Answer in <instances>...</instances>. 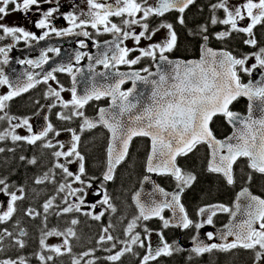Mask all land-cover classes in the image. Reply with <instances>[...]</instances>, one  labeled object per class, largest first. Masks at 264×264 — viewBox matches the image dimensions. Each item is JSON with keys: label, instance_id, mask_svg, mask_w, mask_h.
<instances>
[{"label": "snow or ice", "instance_id": "obj_1", "mask_svg": "<svg viewBox=\"0 0 264 264\" xmlns=\"http://www.w3.org/2000/svg\"><path fill=\"white\" fill-rule=\"evenodd\" d=\"M53 0H0V21L12 12H22L27 16L30 12L33 14L40 13L41 18L34 22L35 27L44 29L42 35L35 36L30 31L19 26H7L0 23V31L4 34L0 36H10L15 40L21 37L32 40H44L49 33L60 35H83L91 36L88 31L73 33L74 28L91 27L100 33V29L104 33H113L115 39L106 43V48L99 52L95 58V64L103 65L108 71L104 73H96L101 76L107 83H93L87 87L83 95H78L76 88L71 89V100L65 101L61 97V92L65 91L56 76L53 75L57 71H65L72 74L71 65L54 68L43 77V82L49 80L56 81L59 91L49 88V95L56 97L61 106L65 109L71 107V114L58 113L57 116L61 120L70 121L80 119V132L96 128L102 125L110 133V139L107 149V167L103 173V181L109 182L114 179V173L118 165L125 161L129 156V150L132 141L136 137H147L151 141L150 152L147 156L146 170L149 173H157L160 175H171L177 181V191L167 193L163 188L157 186L156 191L170 199H164L159 202L151 200L143 202L140 199V193L133 196L136 203L138 215L134 216L127 223L124 229V235L127 237L124 241H117V238L108 234L109 228L113 227L111 223L108 227L102 229L99 236L98 244H106L113 242L112 248H104V251L111 253L116 248V243H122L124 247L109 254L105 259L111 264H115L121 260L126 253H134L133 246L138 245L140 248L146 247V253L142 256L140 264H150L157 261L161 256H171L174 252L183 251L177 245L168 243L162 234L157 232L158 242L155 246L150 242L151 230L144 226L145 235L141 239L140 232L136 229L140 226L141 221H148L158 218L162 221L163 228L170 226H178L182 229L195 227L197 230L204 227L205 224L212 225L213 217L217 211L230 213L232 217H236L239 212L244 218L239 222L231 221L225 225V231L219 234V239L224 243H206L193 236L194 246L191 253L195 256H201L205 253H211L214 250L220 252H229L232 249L243 248L252 250L255 253V264H261L264 261V198L252 195L247 188L237 197L236 211L224 205H208L197 210L198 216L208 211L209 215L206 220L193 221L181 203V193L185 188L189 187L196 176L192 173L185 172L177 164V158L186 156L193 152L199 144H207L211 151V159L208 163V171L221 174L227 184L235 183L233 166L240 158H246L248 168L251 172L247 176L248 182L252 180V172L264 175V78L259 80L249 79L247 83L242 81L240 73H244L249 77L253 76L255 69H264V47H260L258 51L244 54L240 57L233 55L227 50L215 51L207 46L210 39L209 28L202 25L199 28L204 43L201 44V56L199 60L181 61L170 60L165 53H170L177 46L178 36L171 22L161 21L155 28H151L148 20L150 17H163L165 13L176 11L180 13L177 23L186 26L184 13L196 0H156L155 4H148V0H115V3H109L108 0H87L88 11L81 12L77 16L74 12L60 13L59 4L51 7L47 11L42 8V3H52ZM11 6V7H9ZM212 15L210 24L229 26L227 30L217 32L215 39L224 41L231 37L233 32L243 33L247 36L243 43L250 47H257L258 40L254 29L257 25H264V0H244L242 4L229 7L228 0H217L216 3L210 5ZM34 10V11H33ZM218 10L225 13L223 19L216 14ZM59 13L68 21L70 27L57 29L52 26L51 21L55 18L54 14ZM81 16L86 17L81 19ZM112 17L122 18L117 24L112 21ZM248 19L250 22L246 26H238L240 21ZM134 26H139L141 31L136 33ZM161 29H167V34L162 37L159 42L151 43L147 48H128L123 45L125 40L132 39L136 45H139L141 39L152 40ZM190 35L197 33L189 32ZM84 41H80V47H86ZM99 47V46H98ZM138 51L139 55L130 58V53ZM47 52H57L59 49L48 48L42 51L39 60H21L19 63H26L36 67L48 62ZM157 71L151 72L148 68L141 71L148 75L142 76L140 71L121 72L118 70L119 65H128L129 67L140 63L144 57L157 59ZM0 54L4 55L3 63H8L7 51L0 47ZM82 53L76 54L77 63L80 61ZM90 60L93 57H88ZM250 58L255 59V63L251 67L246 66ZM79 71V69H77ZM27 83L20 87H12L8 78L0 71V85L8 84L10 91L7 94L0 95V121L6 120L9 127L4 131H0V141L11 139L13 142H26L34 145L38 141H43L42 147L46 149H56L52 152V156L56 162L48 172L42 177L35 179L36 184L45 182L56 183V173L54 169H59L62 174V182L59 183L56 191L63 193L62 203L66 206L60 208L57 215L82 211V206L86 204L88 189L92 188V181L96 177H88L85 168V157L78 150L81 141V135L71 128L67 129L71 133V144L67 151H63L65 144L56 141L54 144L48 139L50 133L59 136L60 132L55 130L51 123H48L38 133L33 132L32 126L28 119L20 120L18 117L11 116L5 111L8 107L7 102L14 97L19 96L22 92L28 91L29 88L39 83L34 80L32 73H26ZM264 77V73H261ZM154 77V78H153ZM75 80V77H73ZM132 82V87L127 90L122 89L127 81ZM138 84H144L149 87L146 93L137 89ZM244 97L248 100V114L242 116L240 113L232 111L230 106L239 98ZM109 98L110 104L108 108H99L98 118L92 119L85 115L83 109L92 100H101ZM55 105H53L54 107ZM259 113L254 116L253 113ZM223 116L226 122L233 126L234 131L231 136L225 140L217 139L210 124L216 116ZM47 119V118H45ZM19 120L18 123L13 121ZM27 126L30 133L28 136L17 134L16 129ZM4 148H0V152H4ZM13 151V149H9ZM64 159V163L60 159ZM24 156L20 160H25ZM79 164L77 172L70 170L69 165L73 163ZM29 164H36V158L28 160ZM145 177V180H148ZM73 184H79L80 187H73ZM13 187L8 183L7 177H0V193L9 197L6 210L0 209V224L9 221L16 211V202L24 198V188L17 189L21 195H17L16 191H9ZM93 195L101 196V199L88 205L95 209L98 206H104L105 211L111 210L112 213L117 211L116 206L112 203V198L102 183ZM56 197L53 196L45 201L43 209L45 213L53 207ZM165 209L173 212V219L165 218L163 215ZM105 211L98 214L89 211L83 213L91 219L100 221L105 215ZM177 211L179 215H177ZM27 215H39L33 209H28ZM47 219V216H45ZM78 219L73 218L71 225H77ZM22 235L26 233L21 230ZM3 235L11 236L12 233L4 229L0 234V240ZM207 240L212 241L216 238L213 232H208ZM46 236H65L63 244L59 246H49L45 243L43 237ZM76 232L72 227L67 228L64 232L56 229L47 231L40 239L42 249H48L56 255H63L65 252L71 253L72 249L68 237H75ZM229 237H234L228 241ZM145 240L149 243L145 245ZM16 243L23 248L24 242L17 240ZM93 250L84 252L79 258L73 257L72 264H81L84 257L91 256ZM192 257L190 256L189 259ZM39 259L42 264L45 260L52 261L53 256L47 257L40 255ZM0 264H27L24 257L18 260H0ZM86 264H96L95 260H88Z\"/></svg>", "mask_w": 264, "mask_h": 264}, {"label": "flooded vegetation", "instance_id": "obj_2", "mask_svg": "<svg viewBox=\"0 0 264 264\" xmlns=\"http://www.w3.org/2000/svg\"><path fill=\"white\" fill-rule=\"evenodd\" d=\"M109 3H115V0H108ZM156 0H148V4L152 5L155 4ZM199 0H196L195 4L191 5L184 13V18L186 22V26H181L177 23V18L180 15V13L176 11H171L168 13H165L163 17H155L152 16L149 18L148 23L151 28H155L159 25L161 21H167L171 22L174 25V28L177 32L178 41L180 38V33L184 34L188 38H195L197 40L196 44V51L193 54L187 55L186 53L179 54L177 50V46L174 48L173 51L170 53H165V55L173 61L181 60V61H190V60H199L201 56V44L204 43V41L201 38V35L199 34V28L200 26L204 25L202 22L195 25V28H192L188 25L187 21V14L191 7H194L198 4ZM217 0H212V3H216ZM244 0H228L229 7H233L234 5L242 4ZM57 3L59 4L60 13H68V12H74L77 16H80L81 12H87L88 11V5L87 0H53L52 3H42V8L44 11H47L51 7H56ZM11 7V6H9ZM203 10L202 5L197 6L196 12L201 13ZM34 11V10H33ZM209 17L212 15L211 7L209 6ZM219 18L223 19L225 16V13L222 10H218L216 13ZM55 18L51 21L52 26L56 27L57 29H63L70 27L67 20H65L59 13L54 14ZM41 18L40 13L33 14L30 12L27 16L23 14L22 12H12L10 15H7L0 23H3L7 26H19L23 27L25 30L30 31L35 36L39 37L43 34L45 31L44 29H38L35 27L34 22ZM86 17L81 16V19H85ZM113 22L119 24L120 20L122 18L119 17H112L111 18ZM250 21L248 19H245L243 21L239 22L238 26H246L247 23ZM210 25V38L207 42V46L212 48L215 51L219 50H227L231 52L233 55L240 57L244 54H250L253 52L258 51L260 47H264V25H257L254 29L256 38L258 40L257 47L253 48L250 46H247L243 43V40L247 38V36L243 33H237L233 32L231 37L228 39H225L224 41L216 40L215 34L217 32L227 30L229 26L227 25H221L217 24L215 26ZM136 33H139L141 31V28L139 26H134ZM81 31H88L91 36L85 37L83 35H60L57 36L55 33H49V36L45 37L44 40H32V39H25L21 37L18 40L13 39L10 36H5L3 39H0V47L5 48L7 51V58L8 63L4 64V55L0 54V71L4 73V75L8 78L10 81L12 87L17 86H24L27 83V76L26 73H32L34 80H39V83H36L34 87L29 88L28 91L22 92L19 96L14 97L11 101H8V107L5 111L11 116L18 117L20 120L23 119L26 116L31 117L32 119V127L35 128V118L38 114H40L42 111H47V119H46V125L48 123H51L55 130L59 131L60 133L69 134L67 135V139H71V133L67 131V129L71 128L75 130L76 128H79L81 120L80 119H73L70 121L61 120L58 118V113H64L67 115L71 114V107L65 109L61 106L60 102L56 99V97L49 95V88L56 89L59 91V86L56 81L49 80L47 83L43 82V77L48 72L42 73L41 68L49 63L53 66L52 70L54 68H59L67 65H71L72 67V74H69L65 71H57L54 72L53 75L56 76L57 80L59 81V85H62L65 91L61 92V97L63 100L68 101L72 98L71 89L73 87L76 88L78 95H83L84 91L87 87H90L93 83L97 84H104L107 83L101 76L96 75V73H104L108 71H115V69L106 70L104 69L103 65L101 64H95V58L98 56L99 52L104 50L106 48L105 42H110L115 39V36L113 33H104L102 30V27L100 29L101 34H97L96 29H92L90 26L86 28H74L73 33L81 32ZM197 33L196 35H190L189 32ZM167 34V29H161L159 32L156 33L155 36H153L152 40L147 39H141L139 45H136L132 39L125 40L123 46H126L128 48H147L149 44L159 42L162 37H165ZM4 34L2 31H0V36H3ZM229 40V41H228ZM80 41H84L86 47H80ZM177 41V45H178ZM218 44V45H217ZM99 46V47H98ZM48 48H54L59 49V53L57 52H47V56L49 57L48 62L42 64L39 67H36L34 65H29L26 63H19L21 60H39L41 56L42 51H47ZM82 53L86 54L83 55L80 61L77 63L76 61V54ZM181 53V49H180ZM139 55L138 51L130 53V58H135ZM158 53H157V59L153 60L151 57H144L141 59L140 63L133 65L129 67L128 65H119L118 70L121 72H131V71H140V74L142 76L148 75L147 73L141 71L143 68H148L151 72L157 71V65L160 63L158 59ZM93 57L92 60H90L88 57ZM255 63L254 58H250L247 61L248 67H251L252 64ZM79 69V71H77ZM50 70L49 72H51ZM264 72V69H255L253 71V76L249 77L244 73H240L242 81L247 83L249 79L253 80H259L261 79V73ZM75 77V80L73 79ZM19 80V81H18ZM19 83V84H18ZM132 85V82L127 81L124 85H122L123 90H127ZM4 94H7L11 89L8 84H3ZM20 100H23L26 103L18 104L17 106H13L15 102H19ZM236 102V101H235ZM233 103L230 107L232 111L240 113L242 116H247L248 114V100L244 99H238L237 103ZM53 105H55L53 107ZM109 105V98H103L101 100H92L90 101L83 111L85 112V115L89 118H94L98 115L99 108H107ZM12 107H15L17 111H12ZM0 115H3V113H0ZM253 115L258 116L259 113H253ZM214 118H220L222 121V124H224L228 131L225 133V135L217 138H225L231 133V129L226 124L225 118L223 116H217ZM214 120V119H213ZM19 120L13 121V123H17ZM213 123V121H212ZM0 127L4 130L8 128L6 126V120L0 121ZM212 128V127H211ZM94 130L102 132V134H105L108 136V133L106 132V129L102 125H98L96 128L91 130H86L85 133L92 132ZM78 133V132H77ZM214 134V132H213ZM83 137V136H82ZM81 137V138H82ZM216 137V136H215ZM134 140H142L144 139H133ZM132 141V142H133ZM41 142V141H38ZM43 142V141H42ZM148 152V151H147ZM82 154V153H81ZM83 155V154H82ZM189 155V153L187 154ZM84 156V155H83ZM147 158L144 160V169H143V177L146 175L145 173V162ZM183 158V157H182ZM127 159V158H126ZM125 159V161H126ZM124 161V162H125ZM122 162L116 170L124 163ZM180 162V160H179ZM238 163H240L238 165ZM86 164V160H85ZM236 165L239 170H241L244 173V184L237 187L234 192L231 195V198L228 201L224 202H210L205 204H200L197 207L194 208V210L189 211L187 210L185 204L182 202L183 194L185 191H187L189 187L185 188L184 191L181 193V203L184 205L186 212L188 213L189 217L195 221L200 222L207 219V216L209 215V212L206 211L203 216L197 215V210L201 207H206L208 205H224L228 208H230L232 211H236V201L239 194L243 191L244 188H247L249 192L252 195L259 196L261 198H264V196L259 192H254L251 189L250 182L247 180L248 174L251 172V169L248 168V161L246 158H241L237 161L234 168H236ZM106 152H104V163L103 168L100 171L99 174H95L98 177H102L105 169H106ZM116 172V171H115ZM235 175V170H234ZM252 175H258L263 176L262 174L252 172ZM92 174H89L88 177H91ZM98 186L102 184L101 181L97 183ZM229 186V185H228ZM232 186V185H231ZM105 189L107 190L108 185L104 184ZM140 184L130 193V204L133 207V210L131 214L138 215V209L133 203V196L134 194L139 190ZM175 188L169 187L166 188L167 192L174 191ZM55 203V202H54ZM56 204V203H55ZM134 215H129L127 218L124 219L126 221L125 226H127V223L131 221L134 217ZM163 215L165 218L173 219L172 212L168 209H165ZM244 217H238L233 218L230 213L227 212H219L217 211L216 216L213 217V224L207 225L205 224L203 228L197 230L195 227H190L188 229H182L178 226H170L168 228H163L162 221H160L158 218H153L148 221H141L140 226L136 229V231L140 232L141 239H144L145 235H147L144 232V226L146 225L149 230H151L150 235V242L153 246H155L158 242V236L157 232H162L164 239L170 243L179 246L183 249V251L174 252L171 256H161L158 258L157 261H152L150 264H255V253L252 250H246L243 248H236L232 249L229 252H220L214 250L211 253H205L201 256H195L191 253V248L194 246L192 237L197 236L199 239L205 241L206 243H224L225 241H222L217 238L216 233L218 230L224 229L225 225H228L231 221H240ZM239 219V220H238ZM123 226L122 228H124ZM213 232L216 236V238L212 241L207 240V233ZM117 238V241H124L127 239L125 237L124 233H117L111 234ZM70 241L71 246V253L65 252L63 255H56L54 252H51L48 249H42L40 246V239L37 242V247L35 249L36 257L47 254L53 256L52 261L45 260L43 264H61V262L65 264H72L73 257L79 258L84 252H88L89 250H93L91 256L84 257L81 260V264H86L88 260H95L96 264H111V262L107 261L105 259L106 256L109 254H114L116 251L120 250L124 245L122 243L117 242L116 248L112 249L111 253L108 251H104V248H112L113 242H107L106 244H98L97 241L93 244V247H91L90 244H87L83 247V249L76 248L74 243V237H68ZM49 239L45 240V243ZM25 244V241L22 240ZM228 241H231L230 239ZM149 243L148 240H145V245ZM98 245H101L102 247L96 248ZM134 253H138V255H134L133 253H126L124 256L121 257V260L118 262H115V264H140V260L142 256L146 253V247L140 248L138 245L133 246ZM192 257L189 259V257ZM47 257V256H45ZM39 261L42 264V261L39 259ZM98 261V263H97ZM261 264H264V261L261 262Z\"/></svg>", "mask_w": 264, "mask_h": 264}, {"label": "trees", "instance_id": "obj_3", "mask_svg": "<svg viewBox=\"0 0 264 264\" xmlns=\"http://www.w3.org/2000/svg\"><path fill=\"white\" fill-rule=\"evenodd\" d=\"M211 3L212 0H199L196 6L190 8L187 14L190 27L195 28V25L202 22V24L208 26L210 34L209 6ZM199 5L203 7L201 13L196 12ZM196 44L197 40L195 38H188L180 33L177 50L179 54L186 53L190 55L196 51ZM22 103L26 102L20 100L13 103V106L23 105ZM12 111L15 112L17 109L12 107ZM211 127L216 137H221L228 131L220 118H214ZM0 131H2L1 128ZM81 136L83 137L79 143V151L85 157L87 175L92 174L91 177H96L99 182L100 177L95 174H99L103 168L104 152L108 141L107 136L97 130L83 133ZM41 145L39 142L34 145L23 141L13 142L10 138L0 141V148L5 149L4 152H0V177L8 178V183L13 186L9 191H17L20 187L24 188V198L16 202V211L13 217L9 221L0 224V234H3L4 229L12 233L11 236L3 235V239L0 240V260H18L20 257H24L27 264H41L35 253L37 242L45 232L53 229L64 232L67 228L72 227L76 232L74 238L76 248L83 249L87 244L93 247V244L102 234L103 228L108 227L111 223L113 227L109 228L108 234L117 235V233L123 231L122 227L126 224L124 219H128L129 215H134L131 214L133 207L130 204V193L139 185L143 177L144 160L148 151L147 141L134 140L132 142L129 156L116 170L114 179L108 184L107 188L117 211L111 214L106 213L100 221L76 212L57 215L56 213L64 207L63 205H53L45 213L43 204L46 200L55 196L56 200L54 202H58L63 196V193L58 194L56 191L59 183L62 182L63 174L59 169H54L56 183L36 184L34 182L37 177H42L45 172H48L55 163V158L52 156L54 149H46ZM9 149H13V151H9ZM21 156L26 159L20 160ZM34 157L37 163L34 165L29 164L28 160ZM207 157V149L203 145H198L189 155L180 158L179 167L185 172L196 176V180L183 194L182 202L189 211L194 210L200 204L228 201L234 190L244 184V173L239 170L240 168L237 165L234 168L235 183L232 186H228L221 176L209 173L207 171ZM156 181L164 189L177 185V181L168 177H160ZM250 186L254 192H259L264 196L263 176L252 175ZM28 209H33L39 215H27ZM45 216H47V219H45ZM73 218L79 220L77 225H71L70 220ZM21 230L26 235L20 237ZM17 240H24L25 246L20 248L16 243ZM61 264L65 263L61 262Z\"/></svg>", "mask_w": 264, "mask_h": 264}, {"label": "water", "instance_id": "obj_4", "mask_svg": "<svg viewBox=\"0 0 264 264\" xmlns=\"http://www.w3.org/2000/svg\"><path fill=\"white\" fill-rule=\"evenodd\" d=\"M52 68H53V66L51 65V63H49V64H47V65H45V66H43L42 68H41V71H42V73H44V72H49L50 70H52ZM154 78V77H153ZM262 78H264V77H261V79ZM19 81V80H18ZM130 81V80H129ZM19 84V83H18ZM131 87H132V85H131ZM130 87V88H131ZM137 89L138 90H140V91H144V92H148L150 89H149V87L148 86H145L144 84H138L137 85ZM242 99H245V100H247V98H244V97H241ZM234 103V102H233ZM219 116V115H218ZM255 116V115H254ZM47 117V111L46 110H44V111H42L40 114H38L37 115V117L35 118V123H34V125H35V130H36V132L38 133L40 130H42L45 126H46V118ZM217 117V116H216ZM96 118H98V117H96ZM95 118V119H96ZM214 119V118H213ZM226 121V120H225ZM228 124V123H227ZM229 126H230V128H231V130H232V133H233V131H234V128H233V126L232 125H230V124H228ZM210 127H211V124H210ZM232 135V134H231ZM231 135H229V136H231ZM109 136H110V133H109ZM228 136V137H229ZM136 138H138V137H136ZM143 138H146L147 140H148V142H149V152H150V145H151V141H150V139L149 138H147V137H143ZM226 139V138H225ZM225 139H223V140H225ZM207 148H208V151H209V160L211 159V149L209 148V146L207 145V144H204ZM234 167V166H233ZM146 173L148 174V180H145V178H144V180H143V182H142V188H141V190H140V199H141V201H143V202H150L151 200H156L157 202H159V201H161V200H164V199H170V196L169 197H165V196H163L161 193H159L158 191H156V188H157V184H156V182H155V179L154 178H156V177H160V176H170V177H172L171 175H160V174H157V173H149L147 170H146ZM173 178V177H172ZM110 182V181H109ZM177 215H179V212L177 211ZM238 216H240V215H237V217ZM237 217H235V218H237ZM239 220V219H238ZM236 222H238V221H236ZM223 231H225V229H223L221 232H223ZM220 232V233H221ZM219 233V234H220ZM219 234L217 235L218 237H219ZM233 240L234 239V237H229L228 238V240Z\"/></svg>", "mask_w": 264, "mask_h": 264}, {"label": "rangeland", "instance_id": "obj_5", "mask_svg": "<svg viewBox=\"0 0 264 264\" xmlns=\"http://www.w3.org/2000/svg\"><path fill=\"white\" fill-rule=\"evenodd\" d=\"M3 85H0V95H4V90H2ZM23 119H28L29 124L32 126V119L29 116L24 117ZM22 120V119H21ZM18 123V122H17ZM6 126L9 127L8 122L6 121ZM33 129V127H32ZM17 134L21 135V136H28L30 135V133L27 130V126L16 129ZM34 132V130H33ZM67 135L69 134H64V133H60L59 136H55L54 133H50L48 139H50L54 144L56 143V141H60L62 143L65 144V148L62 149L63 151H67L68 147L71 144V139L69 136V139H67ZM56 150H61L58 147L56 148ZM61 163H64V159L61 158L60 159ZM79 164L77 163H73L71 165H69L70 170L72 171L75 168H78ZM73 187H80L79 184H73ZM98 188L96 186H92L91 189H88V195L86 197V204L84 206H82V210H86V211H93V210H97L99 211L98 207H96L95 209L90 208L88 205L95 203L96 201H98L99 199H101V196H96L93 195V193L97 190ZM9 197L3 195L2 193H0V209L6 210L7 207V201H8ZM95 213V212H94ZM97 214V212H96ZM47 245L49 246H59L63 244V239L61 237H57V236H52L47 242Z\"/></svg>", "mask_w": 264, "mask_h": 264}]
</instances>
